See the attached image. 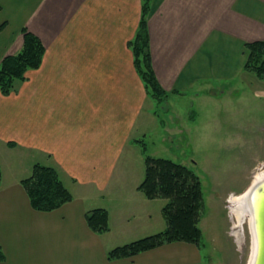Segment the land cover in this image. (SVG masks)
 I'll use <instances>...</instances> for the list:
<instances>
[{
  "label": "crops",
  "instance_id": "0c3cea01",
  "mask_svg": "<svg viewBox=\"0 0 264 264\" xmlns=\"http://www.w3.org/2000/svg\"><path fill=\"white\" fill-rule=\"evenodd\" d=\"M141 7L142 0H0V23H6L0 58L22 47L23 27L45 47L38 68L28 69L10 94L0 91L5 254L0 264H194L200 259L193 243L172 241L110 260L107 252L120 239L111 229L94 232L85 219L87 210L104 207L114 225V211L103 201L115 197L128 201L125 212L136 200V211L144 209L145 221L138 212L142 223L157 212L154 222L164 220L162 202L136 189L142 178L131 187L121 180L127 170L120 161L132 151L142 153L132 134L147 133L138 124L156 117L149 111L153 106H146L148 95L128 44ZM147 27L152 66L164 89L185 96L204 85H233L245 70L246 42L264 39V0H151ZM31 152L58 170L72 200L51 211L31 206L21 184L35 163V158L25 163ZM126 214L121 213L123 231Z\"/></svg>",
  "mask_w": 264,
  "mask_h": 264
},
{
  "label": "rangeland",
  "instance_id": "374dc122",
  "mask_svg": "<svg viewBox=\"0 0 264 264\" xmlns=\"http://www.w3.org/2000/svg\"><path fill=\"white\" fill-rule=\"evenodd\" d=\"M20 49H9L2 57ZM198 89L201 91L193 90L185 96L169 94L167 99H161L157 104L148 96L146 106H153L149 111L156 114V119L138 124L146 127L147 133L137 131L131 136L133 140L143 138L147 150L136 156L132 151L130 157L126 155L120 161L121 169L127 170V175L121 180L124 186L131 187L134 181L143 178L146 154L170 158L187 165L201 180L203 198L199 217L200 259L194 264H248L252 247L249 216L243 215L240 221L236 218L232 197L244 193L264 170V76L260 78L245 69L241 79L233 85H204ZM233 107L235 111L230 112L229 109ZM213 121L216 125L212 134L214 141L207 146H200L205 127ZM235 135L242 137L243 144L226 146L224 141ZM28 157L25 161L27 165L32 158H35V163L49 164L45 163L43 155L31 152ZM126 197L125 193L123 198ZM114 198L103 203L114 211L111 215L114 225L109 222L108 231L111 229L117 240L120 239L119 245L165 228V220L154 222V216L159 215V212L142 223L138 212L141 211L145 221L144 209L136 211V200L131 198L130 210L126 209V214L122 208L128 205V201L125 200L123 204V199L117 202L113 201ZM154 199L162 202V211L165 199ZM121 213H125V220L129 221L123 225L126 226L124 231L121 230L123 227L120 228L123 223Z\"/></svg>",
  "mask_w": 264,
  "mask_h": 264
},
{
  "label": "trees",
  "instance_id": "16d2710c",
  "mask_svg": "<svg viewBox=\"0 0 264 264\" xmlns=\"http://www.w3.org/2000/svg\"><path fill=\"white\" fill-rule=\"evenodd\" d=\"M151 0H142L141 15L135 35L129 41L133 55V64L142 80L147 95L155 100L167 99L172 93H181L175 89L168 91L158 81L151 62L147 15ZM6 23H0V32ZM22 47L16 53H9L0 60V91L4 95L15 89L18 81L26 79L28 69L41 65L45 47L38 35L21 29ZM248 49L244 69L250 70L260 78L264 76V39L246 42ZM140 145L142 153L147 146L143 138L134 139ZM1 179V166H0ZM31 206L40 211L54 210L72 200L73 195L59 176L58 170L51 165L34 163L31 174L21 180ZM148 199L162 198L165 204L162 214L165 228L151 235L129 243L117 245L107 252L108 259L130 257L172 241H186L200 248V213L203 207L202 185L197 173L187 165L170 158L145 156V172L137 187ZM88 226L97 233L109 229V213L106 208L97 207L86 211ZM5 254L0 246V261Z\"/></svg>",
  "mask_w": 264,
  "mask_h": 264
},
{
  "label": "water",
  "instance_id": "95a60500",
  "mask_svg": "<svg viewBox=\"0 0 264 264\" xmlns=\"http://www.w3.org/2000/svg\"><path fill=\"white\" fill-rule=\"evenodd\" d=\"M262 172V176L254 179L245 192L253 216L254 237V248L248 264H264V170Z\"/></svg>",
  "mask_w": 264,
  "mask_h": 264
},
{
  "label": "bare ground",
  "instance_id": "6f19581e",
  "mask_svg": "<svg viewBox=\"0 0 264 264\" xmlns=\"http://www.w3.org/2000/svg\"><path fill=\"white\" fill-rule=\"evenodd\" d=\"M263 174V172H260L255 180L259 177H261ZM247 190H245L246 192ZM242 193L240 195H237V196H233L232 197V201H233V211L235 212V216L236 218L240 221L242 218H243V215L245 216L246 214L249 216V224H250V229H251V233H252V247H251V253L253 251V248H254V237H253V216H252V213H251V210H250V205H249V199L247 198V194ZM237 220V221H238ZM238 221V222H239ZM250 260V258H249Z\"/></svg>",
  "mask_w": 264,
  "mask_h": 264
},
{
  "label": "clouds",
  "instance_id": "9594fccd",
  "mask_svg": "<svg viewBox=\"0 0 264 264\" xmlns=\"http://www.w3.org/2000/svg\"><path fill=\"white\" fill-rule=\"evenodd\" d=\"M230 112H234V107L229 109ZM216 125L215 122H210L204 129L203 134L201 135L199 145L200 146H207L210 142L214 141L213 131ZM224 144L229 147H235L237 145L243 144V139L239 135L229 136L225 141Z\"/></svg>",
  "mask_w": 264,
  "mask_h": 264
}]
</instances>
